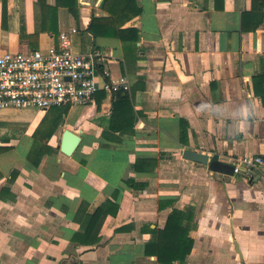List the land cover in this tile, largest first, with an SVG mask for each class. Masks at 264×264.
I'll use <instances>...</instances> for the list:
<instances>
[{"label": "crops", "instance_id": "crops-1", "mask_svg": "<svg viewBox=\"0 0 264 264\" xmlns=\"http://www.w3.org/2000/svg\"><path fill=\"white\" fill-rule=\"evenodd\" d=\"M92 1L74 17L63 0H0V55L74 28L73 51L100 52L108 80L129 84L84 106L0 109V264H161L146 244L175 210L192 249L173 264H264V173L183 158L264 157V0H136L121 28L137 42L93 36L107 14ZM65 130L81 137L72 156ZM109 202L98 243L82 245V223Z\"/></svg>", "mask_w": 264, "mask_h": 264}, {"label": "built area", "instance_id": "built-area-1", "mask_svg": "<svg viewBox=\"0 0 264 264\" xmlns=\"http://www.w3.org/2000/svg\"><path fill=\"white\" fill-rule=\"evenodd\" d=\"M76 32L74 28L61 32L57 44L47 49L0 55V109L45 112L55 107L87 105L101 89L109 93L129 90L127 79L109 81L107 70L99 69L103 54L73 51L71 35ZM233 165L235 174L242 170L247 177L264 173L262 156L244 157Z\"/></svg>", "mask_w": 264, "mask_h": 264}, {"label": "trees", "instance_id": "trees-1", "mask_svg": "<svg viewBox=\"0 0 264 264\" xmlns=\"http://www.w3.org/2000/svg\"><path fill=\"white\" fill-rule=\"evenodd\" d=\"M63 3L69 12L74 17H77V0H63ZM102 10L107 14V16L100 19L92 17L88 27V30L93 36H113L120 38L123 42L126 40L137 42L139 40V33L136 29L121 28L123 25L131 22L135 17L142 13V10L138 6L136 0H103ZM121 101L127 102L129 104V108H131L127 95L121 97ZM55 128L56 127L49 131L47 139L54 132ZM111 206L112 204L110 202L107 203L105 207L97 209L92 216H89L86 221L82 223V226L85 229V234L82 235L80 239L82 245L94 246L98 243L97 239L90 241L93 233L92 226H96L98 223L101 225L108 213L107 207L110 209ZM115 210L116 207L114 210H111V213L114 214ZM184 217L185 215L181 211H173L168 216L164 228L160 231L153 232L151 239L146 244V255L156 256L157 261L161 264L183 262L192 249V241L188 237V230L183 229L181 226ZM95 231L96 230H94V233Z\"/></svg>", "mask_w": 264, "mask_h": 264}, {"label": "water", "instance_id": "water-1", "mask_svg": "<svg viewBox=\"0 0 264 264\" xmlns=\"http://www.w3.org/2000/svg\"><path fill=\"white\" fill-rule=\"evenodd\" d=\"M100 0H93L92 3L89 5L94 6L99 3ZM81 141V137L78 134L73 133L72 131L65 130L62 134V140L59 147V151L66 155L72 156L73 153L76 151L79 143ZM183 158L201 165H207L208 168L219 174L223 175H233L234 172V165L229 163H224L219 160H211L209 161V157L206 154L192 151V150H185L183 153ZM242 264H245L242 262Z\"/></svg>", "mask_w": 264, "mask_h": 264}]
</instances>
